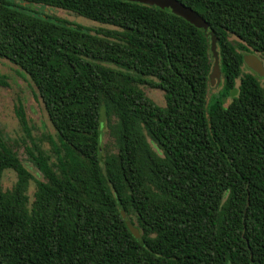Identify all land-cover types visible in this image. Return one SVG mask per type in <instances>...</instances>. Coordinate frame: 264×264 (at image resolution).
Here are the masks:
<instances>
[{
    "label": "trees",
    "instance_id": "obj_1",
    "mask_svg": "<svg viewBox=\"0 0 264 264\" xmlns=\"http://www.w3.org/2000/svg\"><path fill=\"white\" fill-rule=\"evenodd\" d=\"M178 1L218 40L219 86L211 38L171 10L0 0V58L29 77L56 132L50 150L25 142L27 161L0 135V264H264V77L245 63L264 64V0Z\"/></svg>",
    "mask_w": 264,
    "mask_h": 264
},
{
    "label": "rangeland",
    "instance_id": "obj_2",
    "mask_svg": "<svg viewBox=\"0 0 264 264\" xmlns=\"http://www.w3.org/2000/svg\"><path fill=\"white\" fill-rule=\"evenodd\" d=\"M35 8L41 14V7L36 6ZM46 13L86 27L96 28L101 26L59 9H49ZM245 71L249 72L247 69ZM0 74L8 78V86H0V135L15 146L21 159L27 161L25 142L27 144L34 142L40 144L44 149L50 150V138L53 137L56 140V132L48 119L42 99L29 77L17 65L2 58H0ZM261 82L264 86V78ZM239 83L238 81L237 85ZM146 93L158 105L165 106V94L163 91L146 88ZM230 101H227V104ZM17 110L25 116L28 126L27 131L20 122ZM106 140L108 141L107 136ZM25 164L37 179H42L38 171L29 162H25ZM16 181L17 175L12 171L7 172L4 178V187L11 189ZM34 190L33 185L30 191L31 195H33Z\"/></svg>",
    "mask_w": 264,
    "mask_h": 264
},
{
    "label": "water",
    "instance_id": "obj_3",
    "mask_svg": "<svg viewBox=\"0 0 264 264\" xmlns=\"http://www.w3.org/2000/svg\"><path fill=\"white\" fill-rule=\"evenodd\" d=\"M128 2L139 3L148 6H154L162 10H171L173 14L183 18L198 29H203L206 36L211 38V52L214 60L210 81L212 86H219L222 82V70L220 65V55L218 51V40L213 31L210 30L209 23L196 11L187 7L178 0H124ZM245 63L249 69L257 73L260 77H264V64L262 60L255 54H249L245 57ZM127 226L134 237L143 243L139 230L127 220Z\"/></svg>",
    "mask_w": 264,
    "mask_h": 264
}]
</instances>
